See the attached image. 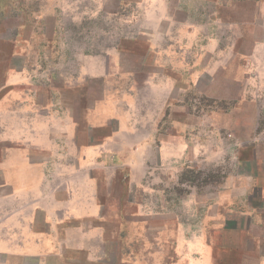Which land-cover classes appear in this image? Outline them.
<instances>
[{"label":"rangeland","instance_id":"obj_1","mask_svg":"<svg viewBox=\"0 0 264 264\" xmlns=\"http://www.w3.org/2000/svg\"><path fill=\"white\" fill-rule=\"evenodd\" d=\"M263 26L264 0H0V162L21 153L43 166L45 196L64 197L70 183L98 199L95 219L64 226L55 250L33 259L172 264L204 242L207 226L218 225L206 215L225 188L256 170L253 159L264 161V53L248 61ZM229 49L244 54L236 59L247 73L239 83L223 79L221 66L206 74ZM163 51L171 69L176 57L181 88L159 119L164 156L158 138L148 168L126 139L112 146L119 156L94 155L89 147L104 144L105 129L94 134L83 123L81 139L68 138L83 107L133 82L140 87ZM98 69L102 75L91 76Z\"/></svg>","mask_w":264,"mask_h":264},{"label":"crops","instance_id":"obj_2","mask_svg":"<svg viewBox=\"0 0 264 264\" xmlns=\"http://www.w3.org/2000/svg\"><path fill=\"white\" fill-rule=\"evenodd\" d=\"M257 4L254 2L252 8L257 7ZM221 10L223 11V6ZM232 26L240 28L241 24L237 21ZM240 39L238 36L236 43ZM251 42L254 45V57L248 58V61L254 63L257 62V56L261 52L264 53V36ZM208 43H211L210 50H213L215 41L208 39ZM230 52L229 57L222 52L223 62L209 65L206 74L213 76L221 66L220 73L225 75L223 79L226 77L237 83L243 80L247 75L246 67L238 65L237 60L244 57V54H235L234 50ZM163 54L159 52L156 70L146 74L140 86L143 90L133 82L128 91L117 90L116 94L99 98L91 108L83 107L81 121H71V127L65 131L68 138L81 139L79 132L83 123L94 134L105 129V135L99 137V140L104 139V144L89 147V151L94 155L103 149L110 157L119 156L116 148L112 146L117 145V141L126 139L134 142L133 153L141 156L143 165L148 168L147 161L156 156L153 143L158 138L162 142L156 146L157 156H164L166 136L159 137V119L164 115L167 106L175 107V96L171 97V93L179 92L181 88L176 77L180 70L176 68L175 55L171 69L169 64L162 60V57L169 53L163 51ZM229 63H232L231 67ZM261 70L259 76L262 82L264 59ZM101 75L98 69V72L94 71L91 76ZM258 87L261 92L264 91L262 83H259ZM176 116L177 114H174L173 118ZM112 122L116 123L115 129L109 128ZM95 138L98 139L95 135L91 136V139ZM84 149L86 150V145ZM18 157L0 162V189L4 191L0 196V264H55L32 257L41 251L55 250L58 244L55 236L65 232L64 226H69L71 222L95 219L99 215L96 211L98 199L81 193L79 184L73 186L70 183L66 185L68 191L64 197L56 195V190L53 194L45 196L41 186L45 182L42 179L43 166L27 163L21 153ZM252 161L256 170L239 178L234 186L226 187L216 203V212L206 215L207 224L217 222L218 225L215 228L207 226L205 237L202 239L204 242L200 243L201 238H198L190 251L193 253L186 255L181 262H171L172 264H264V161ZM82 183L92 182L83 180ZM257 200L261 204L256 206ZM40 215L43 222L39 227L36 222ZM216 234L221 237L220 240ZM61 250H64L63 247ZM56 264L69 263L58 260Z\"/></svg>","mask_w":264,"mask_h":264}]
</instances>
